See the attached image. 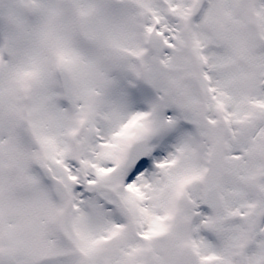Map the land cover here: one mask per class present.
Wrapping results in <instances>:
<instances>
[{
    "label": "snow or ice",
    "instance_id": "6c2138e0",
    "mask_svg": "<svg viewBox=\"0 0 264 264\" xmlns=\"http://www.w3.org/2000/svg\"><path fill=\"white\" fill-rule=\"evenodd\" d=\"M0 264H264V0H0Z\"/></svg>",
    "mask_w": 264,
    "mask_h": 264
}]
</instances>
